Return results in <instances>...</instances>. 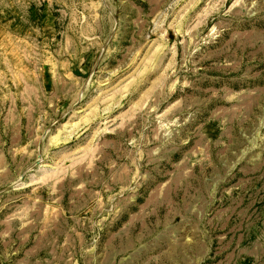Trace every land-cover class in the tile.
Returning a JSON list of instances; mask_svg holds the SVG:
<instances>
[{"label": "rangeland", "instance_id": "rangeland-1", "mask_svg": "<svg viewBox=\"0 0 264 264\" xmlns=\"http://www.w3.org/2000/svg\"><path fill=\"white\" fill-rule=\"evenodd\" d=\"M0 264H264V0H0Z\"/></svg>", "mask_w": 264, "mask_h": 264}]
</instances>
